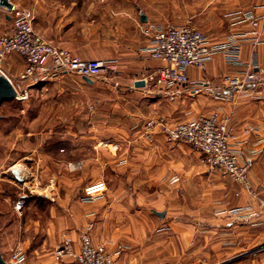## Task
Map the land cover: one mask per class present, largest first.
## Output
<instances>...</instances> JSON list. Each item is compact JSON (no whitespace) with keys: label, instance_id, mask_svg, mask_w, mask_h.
<instances>
[{"label":"crops","instance_id":"1","mask_svg":"<svg viewBox=\"0 0 264 264\" xmlns=\"http://www.w3.org/2000/svg\"><path fill=\"white\" fill-rule=\"evenodd\" d=\"M10 1L14 5L19 2L29 6L34 30L50 43L69 49L82 58L106 59L111 67H122V72L128 68L126 75L125 72L118 73L113 82L115 85L122 83L131 95L138 98L131 102L129 114L123 117L125 120L116 119V124L121 128L117 127L119 130L110 138L113 143L130 144L123 148L125 151L119 150L116 157L117 160L122 157L126 159L123 165L128 180L123 184L121 172H116L112 183L105 178L91 183L102 182L104 188L85 198L88 202L85 203L82 224L77 223L76 203L72 201L66 205L69 227H75L68 231L67 236L72 246L79 248L78 232L90 224L88 231L91 242L104 243L116 264H159L157 257L150 261L141 258L146 248L142 231L137 233L135 225L131 227L134 222L141 223L140 212L149 202L139 206V195L130 201H124L122 195L129 190L159 189L152 197L158 200L149 206L154 218L149 217L148 220L157 229L165 230L171 239L168 243L170 252H191L187 255L191 263L196 258L194 251L197 250L201 260L207 264L212 260L220 264H264V251L255 252L253 248L264 242V42L253 44L250 39L252 29L264 34V0H234L230 10L223 12L225 21L198 22L208 35L210 45L225 41L230 33L238 37L245 35L239 44L238 62L230 63L222 51H216L206 62L204 70L189 66V82L169 90L157 87L152 82L135 84L137 80L143 81L144 74L159 63L143 49L149 42V36L142 31L143 26L159 21L142 6L141 0ZM246 10H251L258 17L255 26L248 19L238 22L232 19L234 14L241 17ZM10 23L11 12L0 6V34L8 31ZM220 23L221 27H218ZM91 45L98 46L100 50L96 53L84 51L85 47ZM251 63L256 64V79L243 85L231 83L232 77L243 76ZM24 64L21 55L10 52L2 67L13 82L26 85L29 89L37 83L40 75L19 80ZM70 77L84 80L81 75ZM91 79V82L84 81L93 84L94 78ZM96 109L92 108L93 111ZM216 109L229 118L235 133L231 147L249 167L247 178L255 189L254 194L241 189L236 197H223L226 195L225 183L228 182L234 192L237 182L219 177L220 171L217 169L204 172L200 165L201 153L197 150L181 141L166 140L160 131H155L149 142L138 134L143 121L150 117L181 121ZM245 127L250 128L248 133H243ZM4 135L5 131L0 129V151L4 147L1 142ZM7 162V156L0 153L2 216L9 213L13 205L12 190L8 189L11 182L5 174ZM85 183L84 187L90 185L87 180ZM66 189V196L72 195L73 187ZM51 192L50 196L57 199L58 192ZM113 192V199H105ZM226 193V196H230L229 192ZM245 204L251 205L250 217L235 218L228 212L236 205ZM53 212L58 220L47 227L48 235L43 240L27 239L21 242L24 264H77L69 256H63L59 261L54 259L55 246L63 240L64 235L58 236L63 220L54 208ZM4 228L3 225L0 228V251L3 258L8 260L14 244L6 241ZM149 241L150 249L155 248V252H158V244L151 237ZM250 248H253L252 253ZM239 250L244 253L239 254Z\"/></svg>","mask_w":264,"mask_h":264},{"label":"rangeland","instance_id":"2","mask_svg":"<svg viewBox=\"0 0 264 264\" xmlns=\"http://www.w3.org/2000/svg\"><path fill=\"white\" fill-rule=\"evenodd\" d=\"M233 2L234 0H141L142 6L150 11L155 20L158 19L162 23L166 21V24L191 20L199 29L201 28L198 22L202 20L225 21L223 12L230 10ZM15 5L29 9V6L23 3L16 2ZM204 8H208L207 11ZM218 27H221V23ZM98 50L100 48L96 45L84 48V51L91 53ZM107 65L98 77L94 78L93 84L70 77L79 75L73 71L57 72L53 75L42 74L37 83L31 85L29 89L26 85H21L19 90H26L24 99L11 98L1 103L0 129L5 131L6 135L1 139L4 147L0 153L2 156L6 155L8 159L5 172L6 178L11 182L8 189L12 190V204L19 197L24 203L21 212H17L13 204L9 213L0 215V228L2 225L5 226L8 243L21 246L23 240L39 238L43 240L48 235L47 227L56 224L58 220L57 215H53V208L56 214L58 212L61 216V221H64L58 236L67 237L68 231L75 227H69L70 217L67 216L66 205L72 201L76 203L77 223L82 224V214L85 203L88 202L85 199L86 180L90 185L102 178L112 183L116 178V172H121L123 184L128 180L123 165L126 159L122 157L117 160L116 157L119 150L125 151L123 148L130 144L113 143L110 138L121 128L116 124V119L119 121L127 117L131 102L138 98L131 95L122 83L115 85L113 82L118 73L125 72L126 75L128 68L122 72V67H111L109 62ZM105 77L108 79H103ZM93 107L97 109L93 111ZM220 114L224 115L221 112ZM138 134L142 135V130ZM200 165L204 172L211 171L202 163ZM14 166L18 170L13 171ZM219 177L231 179L221 172ZM237 185L233 192L230 184L226 182L225 194L229 192L230 196L223 197L238 196L243 188L240 184ZM67 187H73L72 195L66 196ZM158 190H129L122 193L124 201H130L139 195V206H145L149 202V205L140 212L141 223L131 224V227L135 225L137 233L142 231L143 244H146L145 253L141 254V258L150 261L157 257L159 264H207L201 260L197 250L194 251L196 258L193 263L188 262L187 258L191 252L179 251L176 254L170 252L168 243L171 239L165 230L157 229L158 227L153 226L148 220L149 217L154 218L149 206L151 202L158 200L157 197L152 198ZM51 191L58 192L57 199L50 196ZM113 195L114 192L105 196V199H113ZM150 237L158 244V252H155V248L150 249ZM253 248L255 252L264 251V242ZM252 249L250 248V253ZM239 252L244 253L241 250ZM212 262L208 261V264H220L214 260Z\"/></svg>","mask_w":264,"mask_h":264},{"label":"built area","instance_id":"3","mask_svg":"<svg viewBox=\"0 0 264 264\" xmlns=\"http://www.w3.org/2000/svg\"><path fill=\"white\" fill-rule=\"evenodd\" d=\"M8 11L11 12L10 27L7 32L0 34V73L10 79L14 85L17 92L16 99H24L26 90H19L21 86L13 82L3 70L2 64L10 52L21 55L25 61L18 76L19 80L68 71L96 78L108 66L106 59L82 58L69 49L44 39L34 30L32 15L27 7H17L12 4ZM232 19L234 22L248 19L252 26H255L258 17L251 10H246L241 17L238 18L234 14ZM142 31L149 36L148 44L143 47L144 51L151 58L159 60L153 70L144 74L143 81L152 82L165 90L187 84L190 80L187 68L194 66L200 71L204 70L206 62L216 51H222L228 62H238L239 44L245 36L242 34L244 36L238 37L237 34L230 33L226 41L210 45L207 34L197 28L191 20L178 24L149 23L143 26ZM250 33L253 44L264 42V34L258 33L256 29H252ZM255 66V63H251L245 74L241 77L233 76L231 83L243 85L247 81L256 79ZM249 130V127H245L243 133H248ZM155 131L162 132L166 140L181 141L190 145L201 153V163L207 169H217L240 184L249 194L255 193L251 181L247 178L249 167L246 162L240 161L239 153L231 147L235 133L227 115H221L219 111H211L198 114L188 120L174 122L160 116L147 118L143 123V138L151 141ZM103 188L102 182L88 185L85 189V198ZM13 204L14 209L21 212L24 204L22 198H16ZM228 212L235 218L250 217L251 205H236ZM89 227L90 224L80 230L78 249L72 246L69 238L64 237L55 246L54 259L59 261L63 256H69L77 264H116L112 253L104 243L91 242ZM24 257L23 248L16 245L7 261L11 264H24Z\"/></svg>","mask_w":264,"mask_h":264},{"label":"water","instance_id":"4","mask_svg":"<svg viewBox=\"0 0 264 264\" xmlns=\"http://www.w3.org/2000/svg\"><path fill=\"white\" fill-rule=\"evenodd\" d=\"M0 6L5 8V10H9L12 7V2L10 0H0ZM82 78L88 82H91L92 79L86 75H83ZM144 81L137 80L135 84L142 85ZM17 92L12 85L10 79H8L4 74L0 73V105L4 101H9L11 98H15ZM1 118V115H0ZM13 171L18 170L16 166L12 167ZM159 214L158 212H156ZM160 215V214H159ZM0 264H11L7 260H5L0 251Z\"/></svg>","mask_w":264,"mask_h":264}]
</instances>
